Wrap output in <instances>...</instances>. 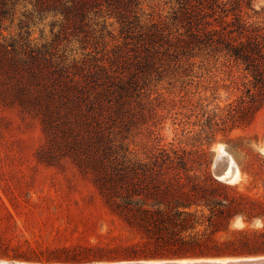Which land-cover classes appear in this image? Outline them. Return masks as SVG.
Returning a JSON list of instances; mask_svg holds the SVG:
<instances>
[{
  "label": "rangeland",
  "instance_id": "rangeland-1",
  "mask_svg": "<svg viewBox=\"0 0 264 264\" xmlns=\"http://www.w3.org/2000/svg\"><path fill=\"white\" fill-rule=\"evenodd\" d=\"M253 4L264 8V0ZM54 11L32 0L0 2V262L213 259L147 258L146 253L160 249L166 233H150L120 215L116 203L123 201L110 205L105 200L95 160L69 148L68 140L75 136L68 123L75 128L74 115L68 118L61 109L63 118L48 119L41 109L58 64L81 81L89 67H104L112 75H123L133 87L124 102L113 99V104L102 105L104 118L87 120L93 135L104 134L113 142L115 164L122 156L149 163L163 150L200 149L210 154L214 176L222 149L229 154L224 159L232 158L239 171L236 183H222L264 200V108L248 127L230 131L228 123L229 108L245 98L248 80L239 69L226 67L223 59L216 62L199 50L190 59L162 53L148 62L140 35L147 33L151 21L176 22L181 12L176 0H141L127 30L106 11L73 23ZM79 133L87 135L83 129ZM107 170L111 172L110 166ZM133 184V192L144 191L138 179ZM140 206L133 204L132 210ZM209 216L207 210L197 213L204 222L198 231L208 228ZM237 219L239 226L234 225ZM245 228L261 231L264 224L260 219L245 223L240 216L231 221L230 231ZM229 236L219 234L222 240ZM258 257L264 255L240 258Z\"/></svg>",
  "mask_w": 264,
  "mask_h": 264
},
{
  "label": "trees",
  "instance_id": "trees-1",
  "mask_svg": "<svg viewBox=\"0 0 264 264\" xmlns=\"http://www.w3.org/2000/svg\"><path fill=\"white\" fill-rule=\"evenodd\" d=\"M32 1L40 8H54L55 16H62L67 23L85 22L89 15L99 17L106 11L124 24V30L131 23L133 9L141 5V0ZM176 1L181 8L176 22L162 25L151 21L147 33L140 35V42L147 45L148 62L162 53L190 59L193 52L199 50L216 62L223 59L226 67L239 69L248 80V86L240 104L229 108V130L250 126L264 108V8L258 10L253 0ZM133 17L136 19L137 15ZM181 28H187L185 33L180 32ZM81 79L84 84L77 74L58 64L52 78L53 89L47 90L46 107L41 110L48 119L53 115L60 117L61 109H65L67 115L73 114L75 128L67 120L70 133L75 136L68 140L69 148L79 149L77 153H85L100 167L99 189L105 200L110 205L123 201L116 203L120 215L148 228L150 233H166L160 249L146 253L147 258L264 255V229L230 231L231 221L237 216L245 223L260 219L264 224V200L240 192L237 185L216 180L211 172L210 154L205 150H163L149 163L122 156L115 164L113 142L104 134L93 135L92 130H88L87 120L88 117L104 118L102 105L107 101L113 104V99L124 102L133 87L126 84L123 75H112L104 67L99 71L89 67L87 75ZM81 129L87 131L84 137L79 133ZM109 166L111 172L107 170ZM134 178L145 188L143 192H133ZM133 204L141 205L136 212L132 210ZM204 210L209 211L210 216L208 228L201 232L198 226L204 222L198 219L197 213ZM221 233L230 236L222 240Z\"/></svg>",
  "mask_w": 264,
  "mask_h": 264
},
{
  "label": "water",
  "instance_id": "water-1",
  "mask_svg": "<svg viewBox=\"0 0 264 264\" xmlns=\"http://www.w3.org/2000/svg\"><path fill=\"white\" fill-rule=\"evenodd\" d=\"M224 157H220L218 159L217 167L214 173V177L220 181V182H226L223 181V177L226 175L230 165H229V159H224ZM230 184V183H228ZM241 224V220L237 219L234 222V225L239 226ZM189 260V259H185ZM195 262L192 263H185V264H264V257H258V258H213V259H192ZM178 261H164L160 264H182ZM115 264H154L152 261L150 262H121V263H115Z\"/></svg>",
  "mask_w": 264,
  "mask_h": 264
},
{
  "label": "bare ground",
  "instance_id": "bare-ground-1",
  "mask_svg": "<svg viewBox=\"0 0 264 264\" xmlns=\"http://www.w3.org/2000/svg\"><path fill=\"white\" fill-rule=\"evenodd\" d=\"M220 155L221 157H224V156H228L229 154H227L224 150L221 149V152H220ZM229 169L226 173V175L223 177V181H227V183H236V181L238 180V177H239V171H238V168L237 166L235 165L234 161L232 158H229ZM164 262V261H162ZM162 262H155V261H152V263L154 264H160ZM179 263H182V264H185V263H192V262H195L193 260H181V261H178ZM0 264H19V263H8V262H0Z\"/></svg>",
  "mask_w": 264,
  "mask_h": 264
}]
</instances>
